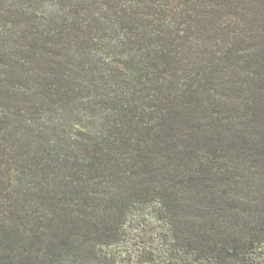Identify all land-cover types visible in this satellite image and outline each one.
Returning a JSON list of instances; mask_svg holds the SVG:
<instances>
[{
	"label": "trees",
	"instance_id": "16d2710c",
	"mask_svg": "<svg viewBox=\"0 0 264 264\" xmlns=\"http://www.w3.org/2000/svg\"><path fill=\"white\" fill-rule=\"evenodd\" d=\"M0 264H264V0H0Z\"/></svg>",
	"mask_w": 264,
	"mask_h": 264
}]
</instances>
